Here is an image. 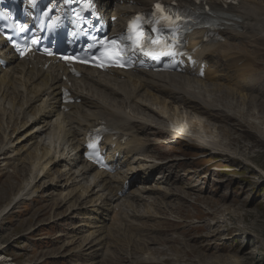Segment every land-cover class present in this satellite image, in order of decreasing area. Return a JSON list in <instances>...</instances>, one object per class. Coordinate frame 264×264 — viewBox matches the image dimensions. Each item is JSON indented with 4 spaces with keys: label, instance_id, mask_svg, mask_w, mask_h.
Masks as SVG:
<instances>
[{
    "label": "bare ground",
    "instance_id": "bare-ground-1",
    "mask_svg": "<svg viewBox=\"0 0 264 264\" xmlns=\"http://www.w3.org/2000/svg\"><path fill=\"white\" fill-rule=\"evenodd\" d=\"M102 1L105 4L116 2L113 14L119 16L113 28L116 30L124 27L128 17L137 11L150 9L157 0ZM203 1L217 15L219 32L226 37L222 43L208 44L198 51L210 63L205 79L191 74L113 72L96 75L89 72L82 79H71L73 98L81 102L63 105L61 88L68 84L62 81L59 67L43 71L37 63H32L33 67L30 68L29 62L21 61L2 72L0 115L5 117L7 124L14 125L7 126L3 133L0 157L19 161L26 158L30 173L23 182L22 189L0 209V221L15 206L26 200H33L34 194L41 189L51 186L55 190L63 188L66 195L63 192L59 195L57 205L68 204L71 213L81 216V224L75 227L83 234L81 250H90L91 258L97 256L101 260L106 256L105 252H109V248L122 236L130 233L140 237L135 221L127 218L125 209L143 202L145 196L161 195L162 185L166 181H172L163 176L165 170L173 171L172 166L153 160L150 155L153 144L145 138L149 131L155 130L172 140L175 138L177 142L180 139L193 142L206 147L212 154L227 153V150L217 145L212 132L218 126L213 115L220 108L217 104H211L209 99H202L203 94H200L208 83L207 80L213 78L211 75L220 71L215 76L222 77L228 70L237 73L240 81L236 85L231 82L226 86L229 87L227 96L243 107L251 104L253 108H258L253 101L264 98V89L261 88L264 87V81L254 80L258 73L263 76L264 73L255 74V70L251 71L254 69V58L250 56L249 48L264 46V4L258 6L256 0ZM201 37L202 33L191 36V44H198ZM220 56L222 63L215 60ZM9 59L14 63V57ZM217 80L219 79H214ZM212 92L208 91L206 94ZM181 115L186 120L190 119L191 123L180 119ZM7 117L13 119L12 122ZM172 117L176 122L172 124L173 127L176 125L173 129L176 131L174 136L169 129L164 130V126L160 125L161 121L163 124L167 123ZM240 122L243 120L240 119ZM243 125L264 142L263 127L251 126L246 122ZM99 126L109 130L104 144L112 150L110 160L121 167L114 175L95 171L81 157L87 135ZM20 132L21 136L14 141L13 135ZM170 143L174 144L172 141ZM61 164L65 168L70 167L66 173L68 177L65 186L60 185L63 174L60 175L58 167ZM55 168L57 169L53 171ZM154 176L155 184L151 186ZM127 181L130 186L137 183L140 187L121 196L119 192ZM186 189L195 191L196 186ZM223 222H226L224 217L217 216L212 223L216 226ZM118 225L122 228H118Z\"/></svg>",
    "mask_w": 264,
    "mask_h": 264
},
{
    "label": "rangeland",
    "instance_id": "rangeland-1",
    "mask_svg": "<svg viewBox=\"0 0 264 264\" xmlns=\"http://www.w3.org/2000/svg\"><path fill=\"white\" fill-rule=\"evenodd\" d=\"M249 49L254 58L252 72L264 73V46ZM229 75L233 78L228 81L225 77L226 81L238 84L237 73L234 76L230 71ZM211 76L207 81L220 78ZM258 79L264 81V76L258 73L254 81ZM210 84L212 87L206 83L204 90L214 94L201 90L200 96L203 94L202 99L207 98L220 108L214 112L218 126L212 132L217 145L227 153L212 154L190 141L172 147L165 144H171L169 136L149 131L145 138L153 144L152 159L169 163L173 171H164L163 176L172 181L162 185L161 195L145 196L143 202L125 209L127 218L135 221L140 237L128 233L105 252L104 258H91L90 250H81L83 234L75 228L81 224V216L71 213L68 204L58 206L59 195H66V191L51 186L2 217L0 264H264V142L243 125L246 122L264 128V98H250L258 108L251 104L243 107L227 96L229 87L223 88L219 82ZM180 119L191 123L183 115ZM6 122L0 115V145L5 130L14 125ZM168 122H160L164 130L175 121L172 117ZM21 133L13 135L14 141ZM25 159L0 157V209L28 179L30 167ZM63 164L58 170L63 174L60 185L65 186ZM191 186H196V190L186 189ZM217 216L226 222L213 226Z\"/></svg>",
    "mask_w": 264,
    "mask_h": 264
},
{
    "label": "snow or ice",
    "instance_id": "snow-or-ice-1",
    "mask_svg": "<svg viewBox=\"0 0 264 264\" xmlns=\"http://www.w3.org/2000/svg\"><path fill=\"white\" fill-rule=\"evenodd\" d=\"M159 7H160V5H157V8H159ZM137 19L139 20L140 18L138 17ZM21 30H23V29H21ZM153 31H158V29L154 28ZM129 32L133 33V34L128 36L127 38L133 40L134 43L137 44V46L142 48L144 46V44H145V41H146V37L144 36V33L142 31H139V30H137L136 32H133L132 28L129 29ZM111 43L115 45L116 41L113 40V41H111ZM150 43L152 45L160 44L163 48L170 47L168 44H166L165 42H161L158 39L157 40H152ZM49 54H51V53H49ZM149 54H153V53L150 51ZM160 54L172 55L173 53L171 51H168V52L161 51ZM118 57H119V51H118V48H117L114 56L113 57H109V58L110 59H116L118 61ZM101 66H103V65H101Z\"/></svg>",
    "mask_w": 264,
    "mask_h": 264
}]
</instances>
